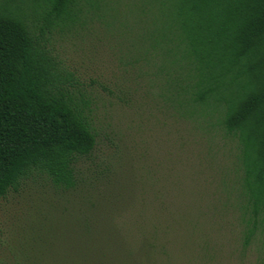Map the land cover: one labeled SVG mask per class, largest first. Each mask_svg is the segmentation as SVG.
<instances>
[{
    "label": "trees",
    "instance_id": "trees-1",
    "mask_svg": "<svg viewBox=\"0 0 264 264\" xmlns=\"http://www.w3.org/2000/svg\"><path fill=\"white\" fill-rule=\"evenodd\" d=\"M88 24L173 114L233 143L224 202L264 264V0H0V198L43 182L56 195V219L10 264H166L172 251L156 230L131 238L91 193L95 99L55 45Z\"/></svg>",
    "mask_w": 264,
    "mask_h": 264
},
{
    "label": "rangeland",
    "instance_id": "rangeland-1",
    "mask_svg": "<svg viewBox=\"0 0 264 264\" xmlns=\"http://www.w3.org/2000/svg\"><path fill=\"white\" fill-rule=\"evenodd\" d=\"M55 45L63 66L95 99L98 142L85 163L103 171L92 184L94 199L100 194L114 203L109 211L120 213L116 221L131 238L158 231L171 245L166 264H255L252 251L241 250L224 202L233 143L173 114L157 88L132 73L122 42L94 24ZM43 183L0 198V264L30 249L54 217L55 190Z\"/></svg>",
    "mask_w": 264,
    "mask_h": 264
}]
</instances>
